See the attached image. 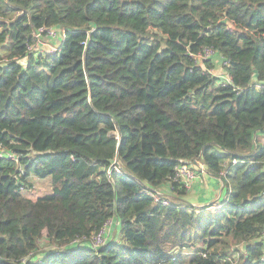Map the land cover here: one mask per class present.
<instances>
[{"label": "trees", "instance_id": "1", "mask_svg": "<svg viewBox=\"0 0 264 264\" xmlns=\"http://www.w3.org/2000/svg\"><path fill=\"white\" fill-rule=\"evenodd\" d=\"M185 163L224 200L182 199ZM263 230L264 0H0V264H264Z\"/></svg>", "mask_w": 264, "mask_h": 264}, {"label": "built area", "instance_id": "2", "mask_svg": "<svg viewBox=\"0 0 264 264\" xmlns=\"http://www.w3.org/2000/svg\"><path fill=\"white\" fill-rule=\"evenodd\" d=\"M43 35H47L48 38H50V40H52V44H49L47 49H45V48L41 49L44 46L39 47V44L44 41V39L42 37ZM65 36H66V33H65L64 29H54L52 27L41 29L38 33L35 34L36 43L29 44L28 49L31 52L44 51V50L49 51V52H55L58 49H60L59 44L64 42ZM53 39L57 40V42L53 43ZM37 43H38V45H36ZM213 54H215V52L213 50L207 49V50H205L204 53L199 54L198 58L205 60V59L210 58ZM223 63H225V62H223ZM210 72L214 74L213 70ZM222 78H223V81L225 83H232V77L228 76L227 74L225 77H222ZM254 83H255L256 87H258V88L260 87L258 83H256V82H254ZM112 171H116L119 174H122L121 164L118 161V159H115L111 163V165L108 169V173L111 174ZM205 172H207V169H206L205 164H203V163H196V165L185 163V164H182L181 166H179L177 168L176 176L174 179L183 182L186 189L190 190L192 188L191 186H192L193 182L196 179H198V177L201 173H205ZM149 193L155 202L160 203L164 206H169L171 204V199L168 198V196L166 194H164L163 192L151 189L149 191ZM111 223H112V220L107 221L106 225L102 229H100L96 235H94L93 245L95 247L102 245L106 242V239L108 238L109 232L111 229ZM263 236H264V230H263Z\"/></svg>", "mask_w": 264, "mask_h": 264}, {"label": "crops", "instance_id": "3", "mask_svg": "<svg viewBox=\"0 0 264 264\" xmlns=\"http://www.w3.org/2000/svg\"><path fill=\"white\" fill-rule=\"evenodd\" d=\"M212 61L214 62V64L217 63L214 70L215 69L219 70L218 75L225 77L226 71L223 69V66L218 68L219 63L223 62L222 56L216 55L212 59ZM201 64L204 65V63H201ZM168 187L169 186L167 185L165 188L169 189ZM193 188H194V190H197V192L199 194L197 195V194L188 192L185 196L187 198L186 201H189L193 205H209V204H212L213 201L215 203H219V200H217V199L220 198L221 195L225 194V189H224L223 182L221 181V179L218 177L212 176L208 172L201 173L199 175V177L196 180ZM214 207H215V205L208 207V208H214ZM111 220H112V223H111L110 231L112 233L115 230L114 225H115L116 221L114 219H111ZM116 225H117V223H116ZM119 226H120V224L118 225V227ZM109 236L111 237V234Z\"/></svg>", "mask_w": 264, "mask_h": 264}, {"label": "rangeland", "instance_id": "4", "mask_svg": "<svg viewBox=\"0 0 264 264\" xmlns=\"http://www.w3.org/2000/svg\"><path fill=\"white\" fill-rule=\"evenodd\" d=\"M42 37H43L44 41L39 44V47L40 46H44L41 49H44V48L47 49L48 45L52 44V40H50V38H48L47 35H43ZM56 42H57V40L53 39V43H56ZM36 45H38V43ZM222 66H223V63L220 62L219 65H218V68H220ZM212 69H214V65H213ZM213 72L216 75L219 74V70H217V69H215ZM196 180L193 182V184L191 186L192 188L189 190V193H194V194L198 195L199 193L197 192V190H194V188H193ZM31 182H32V187L30 188V190H27L28 191L27 192L28 195H30L31 197L35 198V197H38V196L43 195L45 193H48V192H50L52 190V182H51V180L49 178L41 179V178H37V177L34 176V177L31 178ZM225 195H226V193L224 195H221V197L218 198L217 200H219V202H220V200H224ZM171 199H173V198H171ZM182 199L186 200L187 198L184 197ZM220 206L221 205H215L214 208H209L208 212H211V210L216 212ZM214 212H212V213H214ZM241 246H242V244H239V243L238 244H233V247L235 249L236 248H240ZM185 254H189V255H187V259L191 256V253H189V251L187 253H185Z\"/></svg>", "mask_w": 264, "mask_h": 264}]
</instances>
